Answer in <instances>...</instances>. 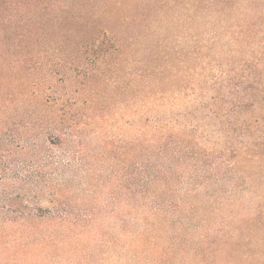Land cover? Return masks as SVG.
I'll return each instance as SVG.
<instances>
[{"label": "trees", "instance_id": "trees-1", "mask_svg": "<svg viewBox=\"0 0 264 264\" xmlns=\"http://www.w3.org/2000/svg\"><path fill=\"white\" fill-rule=\"evenodd\" d=\"M223 38L242 62L216 64L209 100L252 110L264 103V0H0V264L252 262L222 226L238 146L200 145L189 108L173 111L204 90L189 73ZM233 120L239 144L261 122ZM96 166L111 182L107 217L76 207L66 185Z\"/></svg>", "mask_w": 264, "mask_h": 264}, {"label": "rangeland", "instance_id": "rangeland-1", "mask_svg": "<svg viewBox=\"0 0 264 264\" xmlns=\"http://www.w3.org/2000/svg\"><path fill=\"white\" fill-rule=\"evenodd\" d=\"M228 45L226 38H223L219 45L212 48V52L204 51L202 53V56H206L203 63L194 60L196 63L189 73L191 83L199 86L198 81L204 80L205 88L202 91L197 89L190 97L186 96L187 98L184 95H177L173 103V111L183 112L189 108L188 112L191 113L189 121L199 126L195 135L200 141V145H206L209 149L213 145L224 149L225 145L228 146L229 143L233 142L238 146V148L236 147L237 155L234 159L236 160L235 167L233 171L230 173L228 171L224 176L225 181L222 184L220 182L222 191L225 193V199L229 201L230 205L226 210L222 226L229 236L233 235L230 231L235 229L231 243H235L234 247L240 243L236 247L237 251L243 253L244 258L247 256V259H252V262L238 259V264H264V110L262 108L264 103H255L252 110L249 109L236 114L230 111L234 100L216 101L214 105L209 100L211 95L216 96L217 94V90H215L217 87H213L211 83L219 73L216 64L220 63L223 67H228L232 63L242 62L240 61L242 53L236 48L230 49ZM245 53L247 57L256 56L254 51H246ZM221 57L223 61H221ZM212 111H215L216 114H213ZM234 117L238 120L246 119L248 121H252L253 118H261L258 126L254 125L250 130L245 131L248 136L242 144L238 143L241 138L234 140L231 137L232 130L239 133L240 128L239 122L236 124L237 121L233 120ZM247 142L257 144L253 152H249L252 145ZM226 156L228 159L231 157L228 153ZM73 173L77 175L76 180L65 177L66 185L70 191V200L74 204L77 202L85 206V209L95 210L99 215L109 216L112 210L110 205L112 191L108 173L100 169L99 166L93 168L87 179H82V172L77 169ZM182 185L186 187L187 183ZM205 186L209 188L211 193L216 188L215 185L209 186V183H206ZM75 205L77 207V204ZM36 207L42 210L49 208L45 202H41ZM107 219H104L103 222L105 234L108 233L107 227L109 225L114 226V223L112 221L108 223ZM93 230L95 239L100 240L101 234L98 232L100 231L98 223H95Z\"/></svg>", "mask_w": 264, "mask_h": 264}]
</instances>
